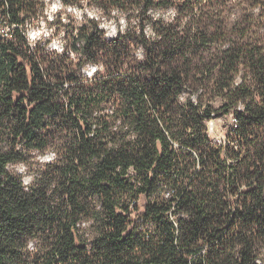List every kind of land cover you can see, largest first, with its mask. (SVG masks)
Wrapping results in <instances>:
<instances>
[{
    "label": "trees",
    "instance_id": "obj_1",
    "mask_svg": "<svg viewBox=\"0 0 264 264\" xmlns=\"http://www.w3.org/2000/svg\"><path fill=\"white\" fill-rule=\"evenodd\" d=\"M84 1L129 28L57 52L27 37L42 0H0V264H264V0Z\"/></svg>",
    "mask_w": 264,
    "mask_h": 264
},
{
    "label": "rangeland",
    "instance_id": "obj_2",
    "mask_svg": "<svg viewBox=\"0 0 264 264\" xmlns=\"http://www.w3.org/2000/svg\"><path fill=\"white\" fill-rule=\"evenodd\" d=\"M232 2L233 0L223 6L226 16L230 18H233L236 13H240V16L249 12L254 13L256 16L258 13V10L253 9L251 3L246 0H237L236 6H234L235 2ZM151 14L154 18L171 20L176 12L174 8L170 7L168 9L153 10ZM89 19H96L99 22V26L105 31L107 38L115 36L119 30L125 32L129 28V24L123 16L106 15L98 6L88 1L82 2L81 5H69L62 3L61 0H42L38 12L30 18L27 25V37L33 46L38 45L48 50L61 52L63 48L70 47L73 35L78 27L87 23ZM261 21L264 22V19ZM262 25L264 23L256 22L252 28V34L245 35L244 41L256 40L264 50V26ZM148 32L150 33V30ZM128 37L132 38L133 34H128ZM235 38L238 39V36ZM100 68V65L87 63L81 71L91 75ZM213 103L214 105H220L222 99L216 97ZM232 126H234V121L231 113L215 117L213 129L209 135L217 142L223 141ZM50 156L51 153H48L43 159H48ZM17 168L23 169L24 167L18 164ZM144 202L145 199L141 196L139 205H143Z\"/></svg>",
    "mask_w": 264,
    "mask_h": 264
},
{
    "label": "built area",
    "instance_id": "obj_3",
    "mask_svg": "<svg viewBox=\"0 0 264 264\" xmlns=\"http://www.w3.org/2000/svg\"><path fill=\"white\" fill-rule=\"evenodd\" d=\"M239 108L241 107L240 105L238 106ZM209 121H210V131L213 129V120H210L209 119ZM233 121H234V126L236 125V119L235 118H233ZM226 140V139H225ZM225 140H223V141H225ZM49 158V157H48Z\"/></svg>",
    "mask_w": 264,
    "mask_h": 264
},
{
    "label": "bare ground",
    "instance_id": "obj_4",
    "mask_svg": "<svg viewBox=\"0 0 264 264\" xmlns=\"http://www.w3.org/2000/svg\"><path fill=\"white\" fill-rule=\"evenodd\" d=\"M210 120H214V118H210ZM206 125H207V128H208V133H211L210 132V121L209 120H207L206 121ZM215 141V140H214ZM221 142V141H220Z\"/></svg>",
    "mask_w": 264,
    "mask_h": 264
}]
</instances>
